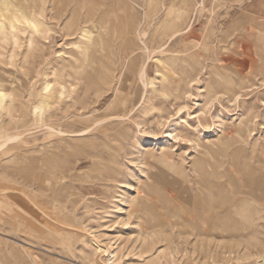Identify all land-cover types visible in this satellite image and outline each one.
<instances>
[{"label": "rangeland", "instance_id": "374dc122", "mask_svg": "<svg viewBox=\"0 0 264 264\" xmlns=\"http://www.w3.org/2000/svg\"><path fill=\"white\" fill-rule=\"evenodd\" d=\"M24 1L41 31L0 30L15 96L0 109V264H260L264 0H186L170 14L168 0H98L115 53L98 46L74 80L89 0ZM125 35L139 49L121 61ZM114 75L131 86L119 116ZM47 82L65 92L40 122ZM238 200L245 212L222 226L215 207Z\"/></svg>", "mask_w": 264, "mask_h": 264}, {"label": "bare ground", "instance_id": "6f19581e", "mask_svg": "<svg viewBox=\"0 0 264 264\" xmlns=\"http://www.w3.org/2000/svg\"><path fill=\"white\" fill-rule=\"evenodd\" d=\"M64 1H67V0H64ZM185 1L186 0H168L167 6L166 5L165 6L169 10L168 12L170 14V12H171L170 10L174 9V6H176L178 3L179 8H178L177 12L180 13V11L184 8L183 6L185 5ZM68 2H67V4H68ZM89 2H90V8H89L90 11H89V17L86 21L88 24L86 23V25H84L80 28L81 30L79 33V40L77 42L76 41L74 42L75 45L77 46V48H74L75 50L73 49L71 51V58H69L66 61V64H68V66L70 67V74H71L72 80L76 79L88 67V65L91 61V53L92 52L95 53L94 51L96 50V48L98 46L101 47L102 51L105 52L108 55V57L109 56L112 57L115 53L114 52V49H115L114 43H112L109 40V38L106 36V31H107L106 25L109 22L108 20H110L111 18L108 20L103 19L105 16L107 17V15H110V13H111L110 10L109 9H105V10L102 9L105 6L104 2H102V4H100L98 0H89ZM114 3H115L114 0H110L108 6H110V8H111L112 6H114ZM113 10H114V8H113ZM98 12H100L101 19L98 22H94V21L92 22L91 21L92 16ZM36 15H37L36 13H32V10H30L28 8L27 3L24 0H0V30L7 29V28L14 30V29H17L20 26V24L27 23V24L31 25L35 29V31H41V24L38 22ZM71 22H73V21L70 20L68 23L69 27L72 24ZM90 22H92V23H90ZM254 27H255V25H254ZM181 31H182V29L179 28L174 33H180ZM71 33H74V32H71ZM254 33H255V31H254ZM140 34H141V32H137L138 36ZM255 34L260 35V31H256ZM15 39H18V35H16ZM36 41H37L36 37L32 36L30 38V41H29L30 46L31 47L34 46ZM133 42H134V39L131 36H127V35L124 36V38L122 40L121 47L118 51V52H121V55H122V57L120 58L121 61L126 60L128 55L130 56L132 53L137 52V50L139 49L138 47L134 46ZM130 44L133 46L129 47ZM123 46L127 47V49H125V51L128 50V48H130V51L129 52L127 51L128 53L125 52L126 54H124L123 53V50H124ZM112 59H113V57H112ZM113 61L115 63L117 62L115 59ZM111 70L115 71L116 67L111 68ZM144 74H145L144 70L142 69V71L140 72V79L141 78L143 79ZM116 78H117V80L118 79L121 80L120 77H117L114 75V76H112L111 82H113L114 79H116ZM6 81L0 80V109H4V108L10 109L14 106V103H15L14 93L12 92L11 87H9L7 85ZM7 82L9 83V81H7ZM119 83L120 84L116 87L115 97L110 102V104L108 105L109 107L107 109L108 112H110L111 116H119V114L117 113V109L126 104V101L128 98L127 92L131 91V86L127 82V76L124 77L121 80V82H119ZM149 83H153V80H150ZM100 90H101V88L99 86V91ZM64 92H65L64 86L55 87L50 82H47L44 84L43 90H42L41 96H40V101L35 106V113H36L37 119L40 122L44 121V113L46 111L47 105L57 97V94L62 95V94H64ZM0 130H1V132L4 131L3 128H1ZM12 138H14V137L7 134V139H12ZM0 146L2 147V145H0ZM218 187L221 188L223 186H221V184L218 183ZM233 194H236V192ZM231 195H230V197H231ZM220 196H221V202H222L225 199L224 198L225 196L222 193ZM250 197L254 198V199L260 198L257 195H250ZM243 200L246 201V199H243ZM223 202H225V201H223ZM248 205L246 204V202L238 200L235 202V206L229 205V204L227 205L228 207H226V206L223 207L222 205L217 206V208L215 207V209H217L215 212L216 214L214 215L215 219H216V221H220L221 219L222 220L224 219L225 221L222 222V224H223L222 226L225 227L230 222H232V220H233L232 216L234 215V213L238 212V213L242 214L243 212H245L246 206H248ZM261 211H262V209L258 210L259 216H262V215H260ZM215 229H216V227L214 228V230ZM224 229L226 231H228L227 228H224ZM96 247L98 248V250H100V252L103 249L102 244H99L98 242H97ZM259 263L264 264V256L260 260Z\"/></svg>", "mask_w": 264, "mask_h": 264}]
</instances>
